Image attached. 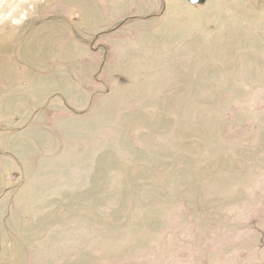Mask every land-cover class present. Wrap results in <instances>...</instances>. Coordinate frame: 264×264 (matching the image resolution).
I'll return each mask as SVG.
<instances>
[{
    "label": "rangeland",
    "instance_id": "rangeland-1",
    "mask_svg": "<svg viewBox=\"0 0 264 264\" xmlns=\"http://www.w3.org/2000/svg\"><path fill=\"white\" fill-rule=\"evenodd\" d=\"M0 264H264V0H0Z\"/></svg>",
    "mask_w": 264,
    "mask_h": 264
},
{
    "label": "water",
    "instance_id": "water-1",
    "mask_svg": "<svg viewBox=\"0 0 264 264\" xmlns=\"http://www.w3.org/2000/svg\"><path fill=\"white\" fill-rule=\"evenodd\" d=\"M186 1L192 6L202 5L206 2V0H195V2H193V0H186Z\"/></svg>",
    "mask_w": 264,
    "mask_h": 264
},
{
    "label": "snow or ice",
    "instance_id": "snow-or-ice-1",
    "mask_svg": "<svg viewBox=\"0 0 264 264\" xmlns=\"http://www.w3.org/2000/svg\"><path fill=\"white\" fill-rule=\"evenodd\" d=\"M193 2H195V0H193Z\"/></svg>",
    "mask_w": 264,
    "mask_h": 264
}]
</instances>
